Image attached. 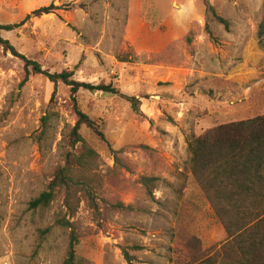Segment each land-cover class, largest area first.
<instances>
[{
	"label": "rangeland",
	"instance_id": "rangeland-1",
	"mask_svg": "<svg viewBox=\"0 0 264 264\" xmlns=\"http://www.w3.org/2000/svg\"><path fill=\"white\" fill-rule=\"evenodd\" d=\"M263 2L0 0L2 24L54 7L2 31L17 52L49 72L70 70L77 81L111 84L139 100L134 110L118 95H75L105 135L80 129L100 178L98 210L82 200L71 218L84 264H127L121 247L131 245L140 246L128 249L135 264H182L190 237L202 250L222 247L225 232L188 169L187 143L264 113V51L255 40ZM207 4L227 28L211 19ZM24 76L23 62L0 46V264H62L69 234L55 223L62 198L45 209L28 202L70 149L72 97L62 83ZM143 175L158 177L151 196ZM116 202L133 209L113 208Z\"/></svg>",
	"mask_w": 264,
	"mask_h": 264
},
{
	"label": "trees",
	"instance_id": "trees-1",
	"mask_svg": "<svg viewBox=\"0 0 264 264\" xmlns=\"http://www.w3.org/2000/svg\"><path fill=\"white\" fill-rule=\"evenodd\" d=\"M52 8L53 5L36 8L18 23H0V46L23 62V81L30 75H43L54 87L62 83L70 89L72 110L76 117L69 133L70 149L65 153L64 163L54 170L44 189L28 202V208L45 209L56 198L61 197L64 212L56 216L55 223L69 230L62 264H84L85 260L75 252L79 234L71 218L82 200L89 209L98 210L97 192L100 178L94 172L96 152L82 137L80 129L88 128L103 141L105 135L100 125L78 107L75 95L81 89L92 93L118 95L134 110H138L139 100L121 93L111 84L77 81L70 70H44L38 62L17 52L14 46L3 38L2 31L12 30L32 17L50 13ZM206 12L212 20L225 28L228 27V21L219 16L210 4H207ZM205 28L206 32L211 34L208 25ZM255 40L258 47L264 51V2L261 18L256 26ZM46 119L43 118L44 124ZM187 149L188 169L216 220L223 227L226 241L219 251L209 252L201 249L197 238L190 237L185 242L186 258L182 264H264V113L252 118L222 123L206 129L199 135H191ZM139 180L146 194L151 196L158 177L143 175ZM111 206L120 210L133 209L131 205L121 202ZM128 249L138 250L140 246L121 247L125 262L135 264V257Z\"/></svg>",
	"mask_w": 264,
	"mask_h": 264
}]
</instances>
